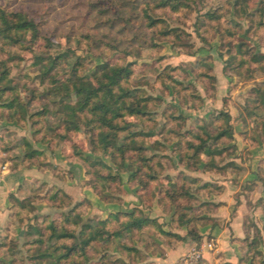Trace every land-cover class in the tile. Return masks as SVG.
Wrapping results in <instances>:
<instances>
[{
	"label": "rangeland",
	"instance_id": "rangeland-1",
	"mask_svg": "<svg viewBox=\"0 0 264 264\" xmlns=\"http://www.w3.org/2000/svg\"><path fill=\"white\" fill-rule=\"evenodd\" d=\"M235 1L192 0L191 10L185 12L186 14L158 13L157 15L167 18L171 26L180 27L184 32L190 33V36H184L180 46L176 47L170 43L156 41L160 46L152 49L148 46L152 40V33L146 28L139 7L143 0H11L9 11H12L11 9L22 11L34 18L39 23L43 38L34 41L31 35L27 34L24 40L12 44L0 35V75L5 68L11 72L10 80L0 83V90L8 84L15 89L12 93L0 91V166L7 164L9 171L32 167L47 169L63 181L66 180L67 170L59 160L71 163L72 166L79 163L85 170L86 180L80 184V191L75 193V196L65 188L51 183L21 185L19 192L22 194L19 195L20 199L12 201L10 219L4 226L0 223V264H24V258L27 260L26 263L29 262L27 249L34 248L28 243L35 241L37 236L28 237L27 232L29 226L35 223L36 216L46 217L49 222L56 221L58 225H62L63 214H67L80 203L78 212L83 223L92 222L95 225L108 219L112 214L103 218L102 208L95 206L84 190H81L86 187L92 190L99 203L118 205L122 203L126 194L132 193L133 197H136L138 204L135 207L114 214L131 213L138 208L150 218L147 213L152 212L156 203L163 214L162 218L169 216L171 219L172 215L164 211L158 197L151 206L147 205L148 203L142 204L139 193L141 187L129 182V173L122 174L123 181L119 185L112 184L109 188L101 186L95 189L94 175L87 173L88 170L91 172L94 170L88 158L101 159L115 171L118 167L109 155L102 152L92 154L90 138L84 129L76 130L65 139L58 136L64 129L59 124V118L54 115L57 111L55 99L46 94L47 89L52 87V81L49 78L47 79L49 81L42 82L39 77L41 67L50 58H60L59 65L52 73V76L56 74V82L72 78L73 67L78 69V75L84 80L93 82L92 74L102 63L135 62L133 85L139 86L143 94L145 93L144 96L157 101L152 107L157 124L153 126L151 123L149 127L158 133L153 141L158 140L164 145L160 148L159 154L167 155L172 161L165 162L167 168L165 177L168 176L173 183H177L178 175L183 173L195 180L194 188L199 191L195 194L194 205L201 206L206 216L219 207L208 201L207 194L222 193L224 187L214 182H204L198 173L208 171L228 176L230 173H237L238 170L239 174H242V169L235 167L234 160L247 159L248 153L242 152V157L236 155V138L232 142L221 141L218 145L227 148V152L223 160L216 165L217 168L207 166L204 160L198 164L197 170H189L179 162V156L175 151L176 142H165L166 135L162 136L160 133L163 131L166 114L185 117L186 126L181 131H186L194 129L199 120L213 122L219 112L226 111L233 117L234 134L236 125H242L243 130L251 129L243 133V137L249 140L252 137L254 142L264 141L255 119L247 122L239 120L241 114L247 116L244 109L248 101L254 97L253 89L259 86L258 84H264V72L255 71L252 76L248 64L243 65L238 70L240 72L233 70L231 66L226 67L228 51L236 53L235 42H244L251 51L263 53L264 30L262 29L259 34L255 32L256 19L253 17H237L234 13ZM247 1L250 12L257 11L264 4V0ZM228 4L232 7L230 15H225L222 22L227 27H235L237 34L234 38L220 32L213 22H205L202 18L197 21L198 17L209 12H219ZM127 52L131 54L127 55ZM62 56L65 57L61 59ZM202 74L206 76L202 77ZM15 95L23 105L25 104L26 112L22 113L19 109L22 114L13 115L11 118L9 102ZM79 99L78 94H73L70 105L78 106ZM45 107L47 113L44 115L42 113ZM136 119L137 117L133 121ZM236 129L238 133V127ZM51 138L53 144H47L46 141ZM31 150L42 153L37 160L43 163L44 167L33 165L34 163L24 159L25 153ZM95 168L104 170L100 165H96ZM69 176L71 177V173ZM207 184L210 187H206ZM254 186L246 185L245 190L249 193L248 196L252 195L256 200L251 209L257 210L261 207V212L260 216H256L258 224L255 216L249 218V231L245 238L240 239L244 244L241 264H264V198L260 197L264 195V180L257 194ZM57 190H62L63 196L59 195L53 204L49 198ZM242 193L247 196L245 192ZM241 194L235 196L236 209L240 205ZM101 195L108 200L102 199ZM24 199H29L30 202L27 208L19 213L21 201ZM67 203H71L70 206ZM150 219L157 220L163 225V229L166 226L159 218ZM74 229L77 233L80 232L79 227ZM173 230L170 220L169 231ZM156 235L157 230L149 227L136 235L126 233L116 242L101 238L87 250L89 264H157L151 259L152 254L160 253L164 256L162 252L164 250L153 239L152 236ZM159 237L166 245L165 239ZM233 241L236 239L233 238ZM124 246L138 250L145 259L137 255L136 259L132 260L133 253L123 249ZM196 246L194 245L189 252ZM185 255L177 264H180ZM77 259L83 261L82 257Z\"/></svg>",
	"mask_w": 264,
	"mask_h": 264
},
{
	"label": "trees",
	"instance_id": "trees-1",
	"mask_svg": "<svg viewBox=\"0 0 264 264\" xmlns=\"http://www.w3.org/2000/svg\"><path fill=\"white\" fill-rule=\"evenodd\" d=\"M190 2L192 0H143L139 7L145 26L152 33L149 48L159 47L156 41L170 43L173 47L180 46L183 37L190 36V33L184 32L180 27L171 26L167 18L157 15L161 12L186 14L185 12L191 10ZM10 4L11 0H0V35L12 44H18L24 40L27 34H30L34 41L42 39L39 23L22 11L13 9L9 11ZM247 4V0H236L234 13L239 18H255V32L259 34L262 29L264 30V4L255 12L248 11ZM230 8L232 7L228 4L219 12H209L198 17L197 21L202 18L205 22H213L220 32L229 38H234L237 34L235 27H227L222 22L225 15H230ZM4 26L5 29H3ZM234 50L236 53L232 51L227 53L226 67L231 66L233 70L240 72L238 70L248 64L252 76L255 71L264 72V53L251 51L241 41L235 42ZM59 59V57L50 58L41 67L39 73L42 82L49 81L47 80L49 78L52 81V87L47 89L46 94L55 99L57 111L54 115L59 118V124L64 129L58 136L65 139L76 130L84 129L90 138L92 154L97 152L107 154L118 167L115 171L101 159L88 158L94 170L92 172L88 170L87 173H93L96 180L95 183L93 182L95 189L101 186L109 188L112 184L119 185L123 181L122 174L129 173V182L141 187L139 191L141 203H148L147 205L151 206L158 197L164 211L172 214L173 228L186 229L187 233L182 236L173 231H164L162 224L146 217L138 208L131 213L112 214L108 219L99 221L95 225L92 222L83 223L82 216L78 212L81 205L78 203L67 214H63L62 225H58L56 221L49 222L46 217H34L35 223L29 226L27 236H37V239L28 243L34 249H27L30 263H26L27 260L24 258V264H89L87 250L101 238L116 242L126 233L136 235L149 227L155 228L157 234L163 237L168 245L183 242L189 238L197 247H201L203 237L198 231V225H215L216 220L206 216L201 206L194 205L195 194L199 191L194 188L195 180L183 173L178 175L177 183H173L170 177H165L167 169L165 162L170 159L167 155L159 154L160 148L164 145L158 140L153 141L158 133L150 129L149 125L157 124L152 114V107L157 101L152 97L144 96L142 89L133 85L136 63L124 61L115 64L102 63L92 74L93 82L84 80L78 75V69L73 67L72 78L68 81L56 82V74L52 76V73L59 65ZM10 74L9 69H3L0 83L8 82ZM258 85L253 89L254 97L248 101L244 109L247 116L241 114L239 120L247 122L255 119L264 139V84ZM14 90L8 84L0 91L12 93ZM73 94L80 96L78 106H72L69 103ZM12 98L9 102L11 118L13 115L18 116L26 112L25 104L23 105L18 96L15 95ZM46 113L45 107L42 114ZM136 117L137 119L133 121ZM185 121L186 118L182 115L166 114L160 135H166L164 141L167 143L176 142L175 151L179 156V162L187 169L197 170L198 164L204 160L207 166L217 168L216 165L223 160L227 152V148L218 144L221 141L232 142L235 139L232 115L221 111L215 117V121L199 120L194 129L181 131L185 129ZM46 142L53 144V138ZM41 155V152L31 150L25 153L24 159L34 163L33 165L44 167V164L37 160ZM96 165H100L104 170H96ZM206 187L210 185L207 184ZM59 195L63 196L62 190H57L49 201L54 204ZM101 198L108 200L104 195H101ZM29 202V199L21 201V211L18 212L25 210ZM70 204L67 203L68 206ZM73 227H79L80 232L77 233ZM123 249L133 253L132 260H135L137 255L145 259L138 250L127 246ZM77 257H82L83 261L78 260Z\"/></svg>",
	"mask_w": 264,
	"mask_h": 264
},
{
	"label": "crops",
	"instance_id": "crops-1",
	"mask_svg": "<svg viewBox=\"0 0 264 264\" xmlns=\"http://www.w3.org/2000/svg\"><path fill=\"white\" fill-rule=\"evenodd\" d=\"M262 52L264 53V50ZM236 126L238 127V133L236 129L237 127H235V138L237 141L236 155L242 157L241 154L245 151L244 154L248 153L249 156L247 159L237 158L234 160L235 167L241 168L243 171L242 174H239L238 170H236L237 173H230L228 176L208 171L198 173L199 178L204 182L210 181L224 187L222 193L216 195L207 194L208 201L219 205L218 208H215L213 212L208 215V217L216 220V224L198 225V231L203 237V244L206 242H213L216 246L215 251L205 250L204 264H241L240 258L242 256L244 244L240 239L245 238L249 231V218L255 216V221L258 224L256 216H260L261 212V207H258L257 210H254L255 208L251 209L253 207L252 204H256V200H254L255 198L252 195L248 196L249 193L245 189L246 185H255V194H257L261 188V184H263L264 141L254 142L252 137H250L251 140L246 139L243 137V133H246L251 129L246 131L243 130L242 125ZM255 139L257 140V136H255ZM59 162L63 167L65 166L64 168L67 170L66 180L63 181H61L54 172L47 169L41 170L37 167L9 171L0 184L1 225L4 226L10 219L12 212L11 208L13 206L12 201L17 198L20 199L19 195L22 194V192H19L21 185L34 186L40 183H51L65 188L66 191L74 196L80 191V184H83L86 180L83 167H81L79 163H74V166H72L71 163L62 162L60 160ZM70 173L71 177L69 176ZM81 190H84L83 192L92 202H94L95 206L102 208L103 218H107L110 214H114L121 210L125 211L138 204L136 197L134 198L132 193L131 195H124L122 203L116 205L114 203H99V199H97L92 193V190L87 187ZM241 192H245L247 196L243 195V193L241 194ZM239 193L241 194L240 205L236 209L235 196ZM260 197L264 198V195L262 194ZM147 214L150 218L161 219L160 222L163 221L164 224H166L164 230H170V217L164 216L162 218L163 214L160 212V208L156 206V203H154L152 212ZM173 232L185 236L187 230L174 229ZM152 237L164 250L162 251L164 256L160 253L152 254L153 258L151 259L157 264H177L179 263L180 258L189 252V250L195 245V243L189 238L183 242H175L172 245H165L158 235ZM233 238L236 239V241H233Z\"/></svg>",
	"mask_w": 264,
	"mask_h": 264
},
{
	"label": "built area",
	"instance_id": "built-area-1",
	"mask_svg": "<svg viewBox=\"0 0 264 264\" xmlns=\"http://www.w3.org/2000/svg\"><path fill=\"white\" fill-rule=\"evenodd\" d=\"M9 173V166L1 165L0 166V183L3 181L5 176ZM216 246L213 242H206L201 247H194L188 254H186L180 264H203L204 261V252L215 251Z\"/></svg>",
	"mask_w": 264,
	"mask_h": 264
}]
</instances>
